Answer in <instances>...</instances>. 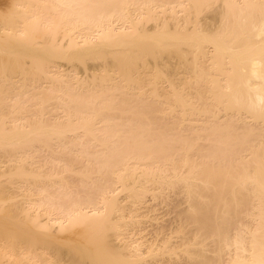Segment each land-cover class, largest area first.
Masks as SVG:
<instances>
[{"label": "bare ground", "instance_id": "bare-ground-1", "mask_svg": "<svg viewBox=\"0 0 264 264\" xmlns=\"http://www.w3.org/2000/svg\"><path fill=\"white\" fill-rule=\"evenodd\" d=\"M0 264H264V0H0Z\"/></svg>", "mask_w": 264, "mask_h": 264}, {"label": "rangeland", "instance_id": "rangeland-1", "mask_svg": "<svg viewBox=\"0 0 264 264\" xmlns=\"http://www.w3.org/2000/svg\"><path fill=\"white\" fill-rule=\"evenodd\" d=\"M174 195V192H173V190H168V192H167V194L165 195V199H164V201H162V199H159V202H164V203H162V205L160 206V207H162V208H164L166 205H167V203L170 201V199L172 198V196ZM156 202V201H155ZM167 202V203H166ZM166 203V204H165ZM165 208H167V206L165 207ZM163 209V210H161L160 212H161V214H160V216H161V218L163 217V219L162 220H164V219H174L175 217L174 216H176V214L174 213V212H172L171 211V214H170V216H169V214H168V212H169V210H168V208H169V206H168V208H167V210L166 209ZM164 210H166L167 211V214L164 216V214H165V212H164ZM173 210V209H172ZM174 211V210H173ZM159 212V213H160ZM175 214V215H174ZM174 215V216H173ZM165 217V218H164ZM171 217V218H170ZM173 217V218H172ZM166 219V220H167ZM149 225H150V222L148 223ZM147 224V225H148ZM144 234V233H143ZM140 236V235H139Z\"/></svg>", "mask_w": 264, "mask_h": 264}]
</instances>
